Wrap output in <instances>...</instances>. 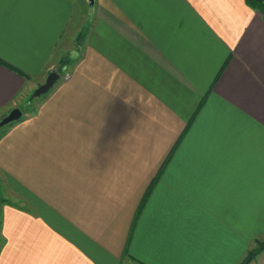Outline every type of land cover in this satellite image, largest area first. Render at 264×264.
Segmentation results:
<instances>
[{"label":"crops","instance_id":"crops-1","mask_svg":"<svg viewBox=\"0 0 264 264\" xmlns=\"http://www.w3.org/2000/svg\"><path fill=\"white\" fill-rule=\"evenodd\" d=\"M15 107L0 264H239L264 239V14L246 0H0V119Z\"/></svg>","mask_w":264,"mask_h":264},{"label":"water","instance_id":"water-1","mask_svg":"<svg viewBox=\"0 0 264 264\" xmlns=\"http://www.w3.org/2000/svg\"><path fill=\"white\" fill-rule=\"evenodd\" d=\"M93 3V0H91ZM60 77V73L56 70L51 71L44 83H42L39 87L35 89V91L31 95V99L35 97H39L42 94L48 92L56 82V80ZM23 114V111L20 107L13 108L6 116H4L2 119H0V128L10 124L11 122L18 120L21 118Z\"/></svg>","mask_w":264,"mask_h":264},{"label":"trees","instance_id":"trees-1","mask_svg":"<svg viewBox=\"0 0 264 264\" xmlns=\"http://www.w3.org/2000/svg\"><path fill=\"white\" fill-rule=\"evenodd\" d=\"M247 3L260 10L264 14V0H246ZM63 64V60L61 62ZM61 64V66H62ZM59 70H62V67L59 68ZM57 70V71H59ZM60 72V71H59ZM31 101V100H30ZM264 249V239H258L256 241L255 247L250 249L246 256L241 260L239 264H248L254 257H256L257 254H259Z\"/></svg>","mask_w":264,"mask_h":264},{"label":"rangeland","instance_id":"rangeland-1","mask_svg":"<svg viewBox=\"0 0 264 264\" xmlns=\"http://www.w3.org/2000/svg\"><path fill=\"white\" fill-rule=\"evenodd\" d=\"M40 85H41V84H40ZM40 85H39V86H40ZM39 86H37V87H39ZM34 91H35V89L33 90V92H34ZM33 92H32V93H33ZM48 92H49V91H48ZM48 92L42 94V95L39 96V97L32 98L31 101H29V102H31V103H25V104L22 106V109H24V110H25L26 112H28L29 114H32L33 111H34V109H36V108L38 107L41 98H42L45 94H47ZM31 95H32V94H31ZM30 98H31V96H30ZM13 122H14V121H13ZM11 123H12V122H11ZM11 123H10V124H11ZM8 125H9V124H7V125H5V126H3V127L0 128V135H1L2 131H3V129L6 128V126H8ZM0 178H3L2 173H0Z\"/></svg>","mask_w":264,"mask_h":264},{"label":"built area","instance_id":"built-area-1","mask_svg":"<svg viewBox=\"0 0 264 264\" xmlns=\"http://www.w3.org/2000/svg\"><path fill=\"white\" fill-rule=\"evenodd\" d=\"M68 75V74H67Z\"/></svg>","mask_w":264,"mask_h":264}]
</instances>
